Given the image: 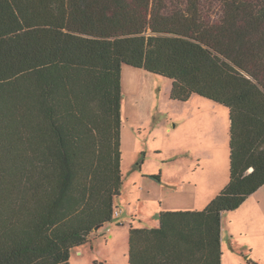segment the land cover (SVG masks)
I'll return each mask as SVG.
<instances>
[{
  "label": "trees",
  "instance_id": "1",
  "mask_svg": "<svg viewBox=\"0 0 264 264\" xmlns=\"http://www.w3.org/2000/svg\"><path fill=\"white\" fill-rule=\"evenodd\" d=\"M124 65L229 116L225 188L131 228L128 264H220L221 215L264 186V0H0V264H69L115 218Z\"/></svg>",
  "mask_w": 264,
  "mask_h": 264
},
{
  "label": "rangeland",
  "instance_id": "2",
  "mask_svg": "<svg viewBox=\"0 0 264 264\" xmlns=\"http://www.w3.org/2000/svg\"><path fill=\"white\" fill-rule=\"evenodd\" d=\"M170 89L166 78L122 66L121 212L72 249L69 264H128L130 224L157 227L163 210L203 209L227 185V109L197 96L172 101ZM188 184L196 187L190 204ZM220 233L221 264H264V186L221 215Z\"/></svg>",
  "mask_w": 264,
  "mask_h": 264
},
{
  "label": "crops",
  "instance_id": "3",
  "mask_svg": "<svg viewBox=\"0 0 264 264\" xmlns=\"http://www.w3.org/2000/svg\"><path fill=\"white\" fill-rule=\"evenodd\" d=\"M194 97V96H193ZM193 97H191V98H193ZM190 98V99H191ZM189 99V100H190ZM211 102V101H210ZM214 103V102H213ZM217 105V104H216ZM218 106H220V105H218ZM222 107V106H221ZM225 108V107H224ZM228 111V110H227ZM228 119H229V116H228ZM196 189V187H195V185H194V187L193 188H191V186L188 184V188H186V191H185V195H186V197H183V200H185V201H183V200H181V201H183V202H185V203H187V201H188V204H190L191 202H193V200H192V196L193 195H195L194 193H195V190ZM182 194V193H181ZM194 197V196H193ZM250 197V196H249ZM248 197V198H249ZM194 202H195V200H194ZM195 207V205H191V206H188V208H182L181 210H177V209H171V210H163V211H161V212H164V211H188V212H199V211H202V210H204V208L203 209H196V208H194ZM119 210V209H118ZM121 212V211H120ZM160 212V213H161ZM159 213V214H160ZM120 215V214H119ZM159 217V216H158ZM159 227V224H158V226L157 227H152V228H148V227H137L136 225H134V223H132V224H130L129 225V231H130V229L131 228H134V229H157ZM99 230V229H98ZM129 231H128V239H129ZM106 232L108 233V236L109 237H112V233H110V230L109 229H106ZM221 234V233H220ZM128 250H129V247H128ZM220 251H221V241H220ZM220 264H221V256H220Z\"/></svg>",
  "mask_w": 264,
  "mask_h": 264
},
{
  "label": "built area",
  "instance_id": "4",
  "mask_svg": "<svg viewBox=\"0 0 264 264\" xmlns=\"http://www.w3.org/2000/svg\"><path fill=\"white\" fill-rule=\"evenodd\" d=\"M119 214H120V211H119L118 209H116L115 212H114V216H115V217H118Z\"/></svg>",
  "mask_w": 264,
  "mask_h": 264
},
{
  "label": "water",
  "instance_id": "5",
  "mask_svg": "<svg viewBox=\"0 0 264 264\" xmlns=\"http://www.w3.org/2000/svg\"><path fill=\"white\" fill-rule=\"evenodd\" d=\"M101 227H102V226H97V227H95L94 231H95V232L98 231V229L101 228Z\"/></svg>",
  "mask_w": 264,
  "mask_h": 264
}]
</instances>
